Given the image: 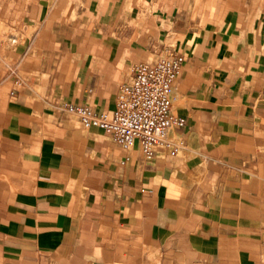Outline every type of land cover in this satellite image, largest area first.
Wrapping results in <instances>:
<instances>
[{"label": "crops", "instance_id": "obj_1", "mask_svg": "<svg viewBox=\"0 0 264 264\" xmlns=\"http://www.w3.org/2000/svg\"><path fill=\"white\" fill-rule=\"evenodd\" d=\"M177 55L175 156L63 107ZM0 264H264V4L0 1Z\"/></svg>", "mask_w": 264, "mask_h": 264}, {"label": "built area", "instance_id": "obj_2", "mask_svg": "<svg viewBox=\"0 0 264 264\" xmlns=\"http://www.w3.org/2000/svg\"><path fill=\"white\" fill-rule=\"evenodd\" d=\"M184 62L181 55L159 60L153 65L137 64L130 82L119 87L114 109L96 112L89 106L64 105L86 128L108 134L123 151L138 143L145 161L150 162L158 149L175 156L182 145L170 134L185 124L172 114L174 82Z\"/></svg>", "mask_w": 264, "mask_h": 264}, {"label": "rangeland", "instance_id": "obj_3", "mask_svg": "<svg viewBox=\"0 0 264 264\" xmlns=\"http://www.w3.org/2000/svg\"><path fill=\"white\" fill-rule=\"evenodd\" d=\"M0 1H10V0H0ZM245 1H254V2H258L260 1V3L263 5L264 4V0H245Z\"/></svg>", "mask_w": 264, "mask_h": 264}]
</instances>
